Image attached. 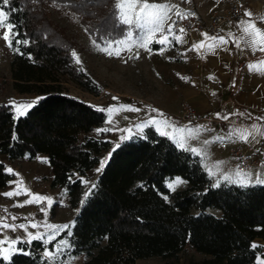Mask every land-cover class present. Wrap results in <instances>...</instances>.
Wrapping results in <instances>:
<instances>
[{
  "label": "trees",
  "instance_id": "obj_1",
  "mask_svg": "<svg viewBox=\"0 0 264 264\" xmlns=\"http://www.w3.org/2000/svg\"><path fill=\"white\" fill-rule=\"evenodd\" d=\"M52 4L73 11L96 39L114 41L127 26L118 23L114 0H10L4 9L17 34L9 47L12 88L39 97L19 119L9 103L0 102V155L45 156L49 185L63 188L68 206L76 209L83 178L110 148L108 138L90 134L107 113L63 91V79L93 94L101 85L76 62L73 52L79 49L64 28L47 16ZM129 137L111 150L74 216L71 235L65 231L69 246L57 264H136L153 257L156 264H256L264 253L254 244L256 238L264 241V185L242 188L220 179V187H213L217 180L199 156L153 127ZM174 176L187 186L171 191L165 181ZM11 178L0 160V190ZM17 246L28 254L14 252L0 264H47L42 241ZM80 255L83 261H74Z\"/></svg>",
  "mask_w": 264,
  "mask_h": 264
},
{
  "label": "rangeland",
  "instance_id": "obj_2",
  "mask_svg": "<svg viewBox=\"0 0 264 264\" xmlns=\"http://www.w3.org/2000/svg\"><path fill=\"white\" fill-rule=\"evenodd\" d=\"M183 1L184 0H148L149 3H168L176 6V8H173L172 11L169 12L170 19L164 26L165 34L169 35V38L172 34L167 33L168 24H170L172 15L176 12L177 8L179 11L182 9ZM47 16L54 24L64 28V33L73 40L76 47L79 49L76 55V57L79 58V63L82 64L85 70L101 85L100 92L98 94H93L80 87L76 82L63 79V91L98 109H107L110 106L119 107V105H131L139 109V111H114L110 122H108L109 115L106 112L107 119L105 123L101 127L95 128L90 133L94 136L108 138L110 141V148L100 156L98 163L94 168L89 170L83 178L84 195L76 209H72L68 206L67 195L63 188H53L49 185L51 173L45 156L37 155L35 158L30 159L25 155L15 160H8L5 155H0V160L4 163L5 170H13L11 180L4 189L0 190V216L5 217L10 224L23 223L27 225L30 221L41 224V227L37 229L29 227L28 232L32 233L48 231V229L44 227L45 224L70 225L72 227L74 216L83 204L82 201L86 199L85 194L89 192L100 172L97 171V169L100 168L101 161L108 160L109 153H111V150L122 140V137L143 133V131L138 132L136 125L153 117L169 120L170 116L158 109V112L152 113V109L155 108L145 104V101H151L155 98L156 102H159V99L162 98L161 94L164 93L162 89L177 86L176 82L174 84L172 82L169 83V81L173 75L178 73V67L180 65L178 61L180 53L172 44L163 52L160 51L163 45L159 43H149L147 49L137 47L133 44L131 45L130 51L127 50L128 45H120V47L125 50H122L120 55H115L117 45L112 44V47L109 48L108 45L112 43L109 38L103 37L101 40L94 38L73 11L63 10L57 4H52V6L47 7ZM4 31V28H0V37L3 36ZM133 31H135V29H133ZM160 35V33L155 34L154 39H158ZM119 36L120 35H118L115 40L125 38V35ZM108 52H112L113 54L109 55ZM10 61V48L7 46L5 40L0 38V102L10 104V101L13 100L17 102L34 101L39 95L34 93L19 94L13 90L9 70ZM113 97L117 99L114 100ZM143 109L145 110L143 111ZM145 111L149 112L145 113ZM13 112L15 116L16 113L14 109ZM158 113H162L163 115L160 116ZM153 128L156 130L155 127ZM98 129H107V131L98 132ZM240 171L248 173V170ZM177 178H180L183 183L175 185V190L185 188L187 183L179 176L166 179V186L168 187V184L176 181ZM18 180H22L24 185L27 186L32 193L51 197L53 199L52 206L48 207L46 202L41 204H27L23 207L14 206L18 202L29 199V197L24 194L11 198L3 195V193L13 191L17 187L16 181ZM42 207L46 208L47 211H41ZM207 211L217 213L215 209H207ZM13 216L18 219L12 220ZM71 227L61 231L56 235L55 239L48 244H45L42 240L40 241L45 244V248L49 251H54L57 244L62 240L69 244L65 231L70 232ZM0 231H3L4 235L9 237H21L24 240L28 239L26 232L22 229H17L15 232L11 230ZM0 239H3V236H0ZM4 247L7 248V245H4ZM14 248L19 249L17 245H15ZM77 261L82 262L83 256L78 257ZM157 262L158 259L153 257L138 259L136 264H156Z\"/></svg>",
  "mask_w": 264,
  "mask_h": 264
},
{
  "label": "crops",
  "instance_id": "obj_3",
  "mask_svg": "<svg viewBox=\"0 0 264 264\" xmlns=\"http://www.w3.org/2000/svg\"><path fill=\"white\" fill-rule=\"evenodd\" d=\"M230 2H237L242 7L243 17L223 21L213 34L202 30L195 32L191 38L182 36L180 43L173 41L172 45L180 53L178 58L180 65L178 73L170 78L169 83L176 82L177 86L162 89L164 93L161 94L162 98L159 102H156L155 98L145 101V104L169 115V120L177 122L178 126L207 125L211 129L202 131L198 136L187 140L186 147L206 150V156H198L207 172L209 169L215 172L212 176L214 180H220L224 175L234 177L237 166L229 151L236 144H245V142L233 140L223 144L209 145H205L204 142L217 135H224L229 127L249 128L253 124L264 126V120L256 119L264 117V75L250 72L248 69L250 63L264 60V52L253 53L243 44L237 48L233 43V40L241 35L237 27L238 22L249 19L245 16V11L251 12L253 14L251 19L257 21L256 26L264 29V21L258 19L264 17V0H184L181 9L194 11L207 18L220 12ZM202 33L224 36L228 43L221 45L214 53L203 54L202 49L199 53L197 50H191L193 44L202 41ZM229 33L232 34L231 38ZM210 76L214 78L209 79ZM185 77L187 79H184ZM184 104L193 107L197 116L196 120L190 122L180 119L179 110ZM148 112L145 111V113ZM152 113L156 112L152 111ZM216 113L222 115L235 113V115H230L228 120H221L216 117ZM239 113L244 115L241 116ZM247 143H254V154L259 159V163L248 170L251 174L250 180L254 182L257 173L264 174V167H262L264 137L257 134L255 140L250 139ZM218 161L223 163L217 169ZM254 244L264 247V241L259 238L254 240ZM81 256H76L74 261L78 262L77 258ZM260 256L259 253L257 257Z\"/></svg>",
  "mask_w": 264,
  "mask_h": 264
},
{
  "label": "snow or ice",
  "instance_id": "obj_4",
  "mask_svg": "<svg viewBox=\"0 0 264 264\" xmlns=\"http://www.w3.org/2000/svg\"><path fill=\"white\" fill-rule=\"evenodd\" d=\"M10 0H2L0 3V28H4L5 31L3 38L8 47L13 46V40H15V36L17 35L14 32L15 25L10 22L9 16L5 12V8L9 5ZM114 15L118 21V23L122 25H126L127 29L125 32V38L120 40H114L112 43L108 45L109 48L112 47V44H116L117 47L115 49V55H120L122 50H125L120 47V45H128L127 50H131V45H136L137 47L148 48L149 43H159L163 45L160 49L161 52L166 51L167 48L175 41L176 43L182 42V36L172 35V38L169 39V35L165 34V24L170 19L169 12L172 11L173 8H176L175 5H170L168 3H149L148 0H114ZM188 15H192V13H181L179 9L176 10V16L180 19H186ZM245 16L249 17L247 20H241L238 22L237 27L241 31V35L233 40V43L237 48L241 47V44L244 45L245 48L250 49L253 53L257 51L264 52V29H260L256 26L257 21L251 19L253 14L249 11H245ZM260 21H264V17L258 18ZM176 21H173L172 24H168L167 33L172 34L173 25ZM135 29V31H133ZM185 30L183 28L179 29V32L183 33ZM160 33V37L158 39H154L155 34ZM203 39L202 41L195 43L192 45L191 50H203V54L214 53L217 48L221 45H226L228 40L225 39L224 36H212L207 33L201 34ZM232 37V34L229 33V38ZM16 43H27V41H19L16 40ZM109 55H112V52H108ZM73 56L76 57V53L73 52ZM76 62L79 63V58L76 57ZM248 69L250 72H256L264 75V60L256 61L254 63H250L248 65ZM214 77L210 76L209 79H213ZM184 79H187L186 77ZM215 95V93H213ZM113 99H117L113 97ZM36 101L32 102H17L10 101L12 108L15 110L14 119H19L22 116H25L29 109H31ZM100 111H106L109 115V121H111V116L114 111L127 110V111H139V109L134 108L131 105H119L110 106L107 109H98ZM153 112H158L157 109H152ZM158 115L162 116V113H158ZM218 119L228 120L230 115H235V113L230 114H215ZM239 115L243 116L244 113H239ZM258 120H264V117H257ZM145 127H155L156 131L162 135L166 136L176 146L182 150L191 151L194 155H202L206 156L207 152L203 149L191 148L188 149L186 147V142L189 139L198 136L202 131H210L207 125H197L195 127L178 126L177 122L171 121L168 119H157L155 117L144 121L141 124H137L136 128L138 132H142ZM100 131H107V129H98ZM130 131V130H129ZM257 134L261 137H264V126L253 124L249 128H232L229 127L227 132L224 135H217L210 140L205 141V145H209L212 143H225L228 141L238 140L241 142H249V140H255ZM15 138V137H14ZM129 136H124L122 139L127 140ZM119 147V145H117ZM115 151V149H113ZM111 157V153H109V158ZM106 163V160L101 161L100 168L97 171H101ZM222 161L216 162V167L218 169L219 165L222 164ZM262 167H264V162H262ZM7 171L12 174V169H7ZM209 176H214L215 172L211 169L208 170ZM18 175V174H16ZM250 173L242 172L237 168L233 176L224 175L221 177V180L227 181L231 184H236L242 188H247L251 186L252 183L255 185H264V174L257 173L255 181L250 180ZM221 180H217L213 187H220ZM183 183L180 178H177L176 181L168 184V187L171 190H175V185ZM17 187L13 191H9L7 193H3V195L11 198L13 196H19L21 194L27 195L29 199L18 202L16 207H23L27 204H41L46 202L48 207H51L53 204V199L51 197H47L41 194L32 193L31 190L24 185L22 180L16 181ZM96 185H93L94 188ZM91 194V189L88 193L85 194V198ZM167 199V197H165ZM84 203V201H82ZM6 211V209H5ZM41 211L46 212V208H41ZM18 219L13 216L12 220ZM37 229L41 227V224L30 221L29 224H10L7 219L3 216H0V230H11L15 232L17 229H22L26 232L28 239L24 240L21 237H9L4 235L3 231H0V236H3V239H0V258L3 260H9L11 254L14 251H22L23 254L27 255L28 253L22 249L14 248L18 243H31L32 240H42L45 244L50 243L55 239L56 235H58L61 231L69 229L70 225H51L45 224L44 227L48 229L46 232H28V228ZM71 235L70 232L67 233ZM7 245V248L4 247ZM69 245L66 241H60L54 251H49L45 248L43 252V258L47 261V264H57L58 257L63 253L64 249ZM253 247H256L253 245ZM264 253L261 254L260 257H257L256 264H264Z\"/></svg>",
  "mask_w": 264,
  "mask_h": 264
},
{
  "label": "built area",
  "instance_id": "obj_5",
  "mask_svg": "<svg viewBox=\"0 0 264 264\" xmlns=\"http://www.w3.org/2000/svg\"><path fill=\"white\" fill-rule=\"evenodd\" d=\"M181 13H192L188 15L186 19H180L176 16V12L172 15L170 24L173 21L176 23L173 25L172 33L174 35L186 36L191 38L197 31H206L208 33H215L219 25L228 19L242 18L244 13L242 7L237 2H230L228 5L222 8L218 13L204 18L194 11L180 10ZM183 28V33L179 32V29ZM179 117L185 121H194L197 116L191 105L184 104L179 110ZM254 143H239L233 146L229 153L234 159L236 166L240 170H249L259 163V159L254 154Z\"/></svg>",
  "mask_w": 264,
  "mask_h": 264
}]
</instances>
